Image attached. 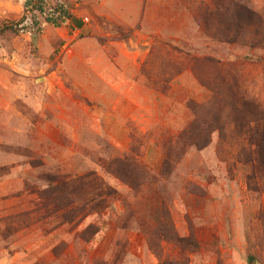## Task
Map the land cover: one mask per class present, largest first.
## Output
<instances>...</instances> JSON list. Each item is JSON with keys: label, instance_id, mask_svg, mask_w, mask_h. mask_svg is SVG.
Instances as JSON below:
<instances>
[{"label": "rangeland", "instance_id": "374dc122", "mask_svg": "<svg viewBox=\"0 0 264 264\" xmlns=\"http://www.w3.org/2000/svg\"><path fill=\"white\" fill-rule=\"evenodd\" d=\"M28 1L0 0V264H264V0Z\"/></svg>", "mask_w": 264, "mask_h": 264}, {"label": "trees", "instance_id": "16d2710c", "mask_svg": "<svg viewBox=\"0 0 264 264\" xmlns=\"http://www.w3.org/2000/svg\"><path fill=\"white\" fill-rule=\"evenodd\" d=\"M32 2H33L32 0H29L26 3V5L29 4V3H32ZM39 2H40V0L38 1V3ZM233 13H234V15L237 14V18L243 17L245 20H249L252 17H254V15L252 14V12L250 10H248L247 8L239 9V10H237V8H236V12H233ZM20 23H21V21L18 22V23H14V24L12 23L11 25L2 24L0 26V35L6 34V33H9V32H11V33L12 32H16L17 31L16 28H17V26ZM237 28H239V26ZM52 189L50 191L51 194L54 193V194H58V196H59L58 202H56V204H59V210L60 211H64L65 209H67L68 207H70L73 204L74 201H72V199L68 200V197L70 195H73L74 194L73 191L72 192L69 191L68 193H66L65 192L66 189H65V187L63 188V186H59V188L56 187V188H52ZM76 212H77V210L71 208V209H68L67 212H65L63 215L65 217H67V218H70V219L72 218L71 219V221H72L73 218H74V216H76Z\"/></svg>", "mask_w": 264, "mask_h": 264}]
</instances>
